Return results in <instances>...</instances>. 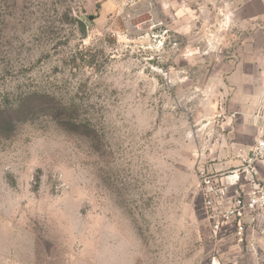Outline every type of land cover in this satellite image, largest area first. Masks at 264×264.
<instances>
[{"label":"rangeland","instance_id":"rangeland-1","mask_svg":"<svg viewBox=\"0 0 264 264\" xmlns=\"http://www.w3.org/2000/svg\"><path fill=\"white\" fill-rule=\"evenodd\" d=\"M263 78L264 0H0V264H262L199 175Z\"/></svg>","mask_w":264,"mask_h":264},{"label":"built area","instance_id":"built-area-1","mask_svg":"<svg viewBox=\"0 0 264 264\" xmlns=\"http://www.w3.org/2000/svg\"><path fill=\"white\" fill-rule=\"evenodd\" d=\"M254 142L238 152L239 163L225 172L202 168L199 187L215 238L233 235L238 244L257 234L264 239V92L253 115ZM250 242L257 248L258 240ZM216 258L212 264H216ZM264 264V261L262 262Z\"/></svg>","mask_w":264,"mask_h":264},{"label":"crops","instance_id":"crops-1","mask_svg":"<svg viewBox=\"0 0 264 264\" xmlns=\"http://www.w3.org/2000/svg\"><path fill=\"white\" fill-rule=\"evenodd\" d=\"M262 87H264V78H263V84H262ZM263 92H264V91H263ZM262 96H263V95H262ZM262 96H259V97H258V100H257L258 102H256V104H257L256 106H258L259 101H260V99H261ZM258 239H259V238H258Z\"/></svg>","mask_w":264,"mask_h":264}]
</instances>
